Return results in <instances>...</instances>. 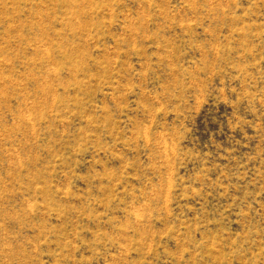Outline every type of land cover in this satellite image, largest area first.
I'll use <instances>...</instances> for the list:
<instances>
[{
  "label": "rangeland",
  "instance_id": "1",
  "mask_svg": "<svg viewBox=\"0 0 264 264\" xmlns=\"http://www.w3.org/2000/svg\"><path fill=\"white\" fill-rule=\"evenodd\" d=\"M0 264H264V0H0Z\"/></svg>",
  "mask_w": 264,
  "mask_h": 264
}]
</instances>
